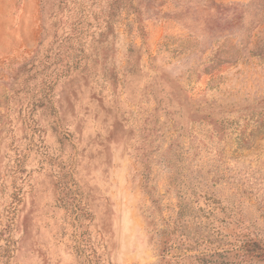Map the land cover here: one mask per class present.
Masks as SVG:
<instances>
[{"label":"rangeland","instance_id":"1","mask_svg":"<svg viewBox=\"0 0 264 264\" xmlns=\"http://www.w3.org/2000/svg\"><path fill=\"white\" fill-rule=\"evenodd\" d=\"M249 233L264 0H0V264H259L197 257Z\"/></svg>","mask_w":264,"mask_h":264},{"label":"trees","instance_id":"2","mask_svg":"<svg viewBox=\"0 0 264 264\" xmlns=\"http://www.w3.org/2000/svg\"><path fill=\"white\" fill-rule=\"evenodd\" d=\"M154 208H156V212L161 214V204L158 200H154ZM163 221H165V224L171 225V222L169 220H166L163 218ZM247 227V224H245L243 228ZM248 229V227H247ZM177 230L176 229H170V228H164L160 230L159 233V245L161 250V256L164 258L167 255H175V253L178 251V245L176 242H178V238L176 236ZM240 244L233 245L227 249H213L207 252H200L198 259L200 256L206 258L208 254L211 255V257H228L231 258L233 255L236 257H241V260L239 262H247V263H253L258 262L259 264H264V240L262 236L255 235L251 236L250 233L243 236V239L240 240ZM179 244V243H178ZM191 248L186 247L181 249L179 254H182V257H185L187 255H190ZM173 255V256H174ZM255 260V261H254ZM238 262V263H239ZM231 264H235V262L231 261Z\"/></svg>","mask_w":264,"mask_h":264}]
</instances>
